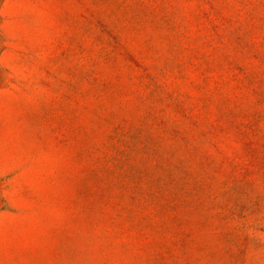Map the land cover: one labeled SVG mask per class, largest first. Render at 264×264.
<instances>
[{
    "label": "rangeland",
    "instance_id": "1",
    "mask_svg": "<svg viewBox=\"0 0 264 264\" xmlns=\"http://www.w3.org/2000/svg\"><path fill=\"white\" fill-rule=\"evenodd\" d=\"M4 87L0 264H264V0H0Z\"/></svg>",
    "mask_w": 264,
    "mask_h": 264
},
{
    "label": "crops",
    "instance_id": "2",
    "mask_svg": "<svg viewBox=\"0 0 264 264\" xmlns=\"http://www.w3.org/2000/svg\"><path fill=\"white\" fill-rule=\"evenodd\" d=\"M4 26V25H2ZM13 96L12 91L8 88V87H4L3 89H0V124H5V121L12 117L13 112L11 110L10 107H7V104H9L11 102V97ZM29 114L31 115L32 113L29 112ZM35 123V120H34ZM8 125H12L10 120L8 122ZM29 125H31V120H29ZM13 126L11 127H7L6 128V132H13ZM0 131H3V128L0 127ZM0 156H8L7 153H2L0 151ZM1 159V158H0ZM3 159L0 160V170H1V166L3 164H6L5 161H2Z\"/></svg>",
    "mask_w": 264,
    "mask_h": 264
}]
</instances>
